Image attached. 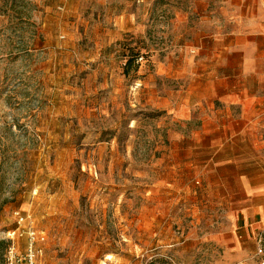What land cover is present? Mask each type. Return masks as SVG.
Listing matches in <instances>:
<instances>
[{
  "label": "rangeland",
  "instance_id": "374dc122",
  "mask_svg": "<svg viewBox=\"0 0 264 264\" xmlns=\"http://www.w3.org/2000/svg\"><path fill=\"white\" fill-rule=\"evenodd\" d=\"M254 1L0 0V264L15 212L40 264H259L231 181L184 169L216 79L264 93Z\"/></svg>",
  "mask_w": 264,
  "mask_h": 264
},
{
  "label": "crops",
  "instance_id": "0c3cea01",
  "mask_svg": "<svg viewBox=\"0 0 264 264\" xmlns=\"http://www.w3.org/2000/svg\"><path fill=\"white\" fill-rule=\"evenodd\" d=\"M246 16L252 19L246 31L252 41L249 44L251 56L245 59L243 66L250 68L256 62H264L254 55L257 51L255 36H264V25L260 24L264 9L257 10L252 6ZM242 73L230 85L224 79H216L218 90L212 89L203 101L198 102L203 118L212 121L202 125V133L207 138L192 140L200 153L192 155L194 159L184 164V169L198 172L205 179H215L216 194H224L219 190L227 186L224 180L231 181L229 193L239 196L235 204L241 212V238L245 251L249 252L253 247L257 248L259 237L264 244V140L261 138L264 133V93L254 91L250 81H245L252 78L253 71L242 70ZM203 143L205 145L200 146ZM239 247L237 245L235 249ZM246 252L239 256L249 254Z\"/></svg>",
  "mask_w": 264,
  "mask_h": 264
},
{
  "label": "built area",
  "instance_id": "2783aa9c",
  "mask_svg": "<svg viewBox=\"0 0 264 264\" xmlns=\"http://www.w3.org/2000/svg\"><path fill=\"white\" fill-rule=\"evenodd\" d=\"M142 60L143 57L138 58V61ZM14 217L18 228L10 238L13 241L6 249L3 264H40L44 235L30 225L28 214L15 212ZM18 240H23V243H18ZM256 258L259 264H264V244L261 237L257 240Z\"/></svg>",
  "mask_w": 264,
  "mask_h": 264
},
{
  "label": "trees",
  "instance_id": "16d2710c",
  "mask_svg": "<svg viewBox=\"0 0 264 264\" xmlns=\"http://www.w3.org/2000/svg\"><path fill=\"white\" fill-rule=\"evenodd\" d=\"M138 54H134L133 52H130L126 56V62H125V74L128 72L129 68L136 62L138 59Z\"/></svg>",
  "mask_w": 264,
  "mask_h": 264
}]
</instances>
